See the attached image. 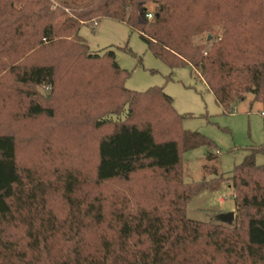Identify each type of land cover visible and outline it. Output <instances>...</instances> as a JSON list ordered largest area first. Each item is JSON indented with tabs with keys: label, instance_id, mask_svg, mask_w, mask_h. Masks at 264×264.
I'll return each mask as SVG.
<instances>
[{
	"label": "trees",
	"instance_id": "1",
	"mask_svg": "<svg viewBox=\"0 0 264 264\" xmlns=\"http://www.w3.org/2000/svg\"><path fill=\"white\" fill-rule=\"evenodd\" d=\"M60 3L0 0V264H264L260 150L230 178L235 226L188 219L184 153L215 144L183 129L162 87H125L115 52H91L80 36L94 19L125 23L171 69L190 66L225 112L249 97L252 109L264 105V0ZM219 27L209 45L195 42ZM41 119L47 133L22 136V123ZM62 128L81 134L75 152L95 151L90 163L50 159L64 153L50 145ZM24 145L41 158L24 164Z\"/></svg>",
	"mask_w": 264,
	"mask_h": 264
},
{
	"label": "rangeland",
	"instance_id": "2",
	"mask_svg": "<svg viewBox=\"0 0 264 264\" xmlns=\"http://www.w3.org/2000/svg\"><path fill=\"white\" fill-rule=\"evenodd\" d=\"M50 1L52 10L64 8L60 0ZM146 6L149 12H153V4L148 3ZM222 31L223 29L219 27L214 34L204 33L197 37L195 42L209 45L213 38L222 36ZM80 36L86 41L91 52L100 54L110 50L115 52L118 66L129 73L125 87L139 93L157 86L162 87L173 98V107L183 116V129L197 132L215 144V148L200 146L184 153L182 170L190 196L186 217L202 223L214 222L224 225L218 220L217 215L234 212L236 216L237 201L234 199L230 178L235 167L254 149L260 150L256 154L257 164L264 165V105L255 102L251 109L249 103L252 97H249L247 101L237 104L234 111L225 112L216 103L214 94L206 83L192 73L190 66L171 69L162 59L152 54L138 32L112 18L101 21L94 19L81 27ZM39 90L45 97L49 96L50 88ZM60 109L62 113L65 112V105L62 102ZM4 110L5 108H0L1 121L7 115ZM59 119H63V116ZM49 122L50 120L41 119L22 123L21 134L30 137L27 131L32 128L45 134L49 130L47 126ZM59 130L63 132L54 140L51 139L53 143L50 145L64 153H48L50 159L54 158L58 162L72 165L78 164L79 161L90 163L95 151L75 152L81 144V134L67 132L63 128ZM32 143L37 147L42 146L41 141ZM27 147L23 146L21 155L24 164L41 158V154L27 155L25 151ZM207 151L213 153L215 158L209 159ZM47 166L49 167L50 163ZM203 182L206 188L196 192ZM116 188L117 186L113 184L106 192ZM235 225L236 223L233 224Z\"/></svg>",
	"mask_w": 264,
	"mask_h": 264
},
{
	"label": "water",
	"instance_id": "3",
	"mask_svg": "<svg viewBox=\"0 0 264 264\" xmlns=\"http://www.w3.org/2000/svg\"><path fill=\"white\" fill-rule=\"evenodd\" d=\"M210 39V36H209ZM218 216V220L222 223V224H226L228 226H232L235 223L236 220V216L234 212H224L222 214L217 215Z\"/></svg>",
	"mask_w": 264,
	"mask_h": 264
},
{
	"label": "built area",
	"instance_id": "4",
	"mask_svg": "<svg viewBox=\"0 0 264 264\" xmlns=\"http://www.w3.org/2000/svg\"><path fill=\"white\" fill-rule=\"evenodd\" d=\"M152 18H153V15H152V14H149V15H148V19L151 20ZM263 115H264V114H263Z\"/></svg>",
	"mask_w": 264,
	"mask_h": 264
}]
</instances>
